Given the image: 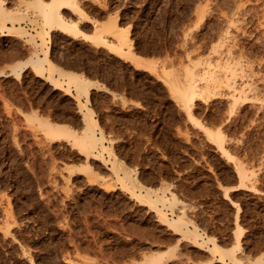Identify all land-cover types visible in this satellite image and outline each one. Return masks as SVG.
Masks as SVG:
<instances>
[{"label":"rangeland","instance_id":"obj_1","mask_svg":"<svg viewBox=\"0 0 264 264\" xmlns=\"http://www.w3.org/2000/svg\"><path fill=\"white\" fill-rule=\"evenodd\" d=\"M72 1L91 20L62 9L82 33L51 30L39 73L36 1L1 2L0 264H264V0Z\"/></svg>","mask_w":264,"mask_h":264},{"label":"bare ground","instance_id":"obj_2","mask_svg":"<svg viewBox=\"0 0 264 264\" xmlns=\"http://www.w3.org/2000/svg\"><path fill=\"white\" fill-rule=\"evenodd\" d=\"M35 1H36L35 6L38 8L39 13H40L39 14L40 15L39 20H41L40 22L43 25V26L40 25L41 23L39 24L40 26H42V29L39 31L37 28L38 31H36V35H38V37L40 39V43H42V44L47 45L48 40H49L50 31L53 29H58L61 31L69 32V33H72L74 35H78V34L82 33L81 29L78 27V21H73V22L67 21L66 18H64L63 13L61 12L62 9L71 8L74 11H78L81 14L82 18L90 19L89 15L86 14L81 8H79L78 5L72 0H49V1H47V3L42 2V0H35ZM1 2H2V0H0V11H1ZM102 24H105V23H102ZM116 28H117L116 20L114 19L113 23L112 24H110V23L106 24L102 31L114 33L119 38L120 34L118 35V32H117L118 30ZM90 36H91L90 38L92 39V41L95 44H104V45L107 44V42H105L104 39L101 40L103 38V37L101 38V30H97L96 32H94ZM121 39H123V38H121ZM128 46H130V44H128ZM119 47L120 46H118V49L115 48L113 50L116 52H120ZM110 48H111V46H110ZM141 59H146V58L142 57ZM141 59H137V60H141ZM45 62L49 67L56 66V64L49 57L48 45L46 46L45 49H43L42 54H39L38 50L35 49L34 52H32V54L30 55L29 59L24 64H30L34 68V71L36 73H39L42 71ZM17 66L19 67V69L23 67L20 64H17ZM225 66H226V64H225ZM59 70H60L59 72L61 75L68 77L70 79V81H72L75 84L77 90L84 94V97L86 100H89V98H90V89L89 88L93 87V86H99L100 85V83L97 80L89 79L83 73H77L74 71H66V70H62V69H59ZM208 70L206 69L207 72H208ZM217 70H218V68H217ZM16 71L19 74V70H16ZM206 71L203 69V73H202L200 79H206V77H207V74L205 76ZM186 73H187V83L186 84L180 85V84L170 83V86H171V91H172L173 95L184 102L186 109H187V112H188V115L190 116L191 103L194 100V98L200 94V92L197 91V88H196L198 85L195 83L196 78L194 79V77L196 75L195 72L193 73V70L192 71L187 70ZM211 74L214 75V72L211 71L210 76H211ZM208 76H209V74H208ZM54 82L56 83V81H54ZM77 99L79 100L78 101L79 104H81L80 106H83L82 105V104H84L83 101L80 100L79 97ZM87 116H88L87 113H85V117H87ZM42 126L45 128L46 132L52 136L64 135V136L69 137V136L73 135L71 133V130H69V128L66 125L61 124V123H53V122H49V121H43ZM91 126L94 127V129L100 128L98 123H97V120L95 118L92 119V121L86 120V127L84 126L85 127V129H84L85 132H84V137H83L84 142H82L83 146L85 145V146H89V147H97L96 145H98V146L102 147L100 145V143H101V138L103 136L100 137L101 136L100 135L98 137L97 135H95L94 130L90 129ZM205 131L207 132V134L213 136V138L219 142V146L221 148H223V145L219 139L220 137L217 134L213 133L211 130H209L207 128H205ZM99 133H100V130H99ZM103 150H104V148H103ZM236 170H237V173L240 177V181L242 182L243 178L246 177V175H247L246 171H244V169L241 166H239L238 164L236 165ZM162 218H164V217L162 216ZM186 230H187V227H186ZM189 230L191 231V229H189ZM212 245H213L214 249H216V244L214 241H213ZM258 263H260V262H258Z\"/></svg>","mask_w":264,"mask_h":264}]
</instances>
